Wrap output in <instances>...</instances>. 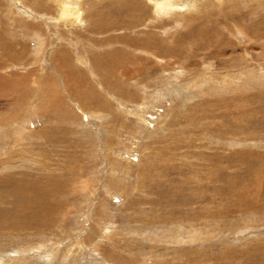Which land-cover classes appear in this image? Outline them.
Returning <instances> with one entry per match:
<instances>
[{
    "label": "rangeland",
    "instance_id": "obj_1",
    "mask_svg": "<svg viewBox=\"0 0 264 264\" xmlns=\"http://www.w3.org/2000/svg\"><path fill=\"white\" fill-rule=\"evenodd\" d=\"M59 1L0 0V264H264V0Z\"/></svg>",
    "mask_w": 264,
    "mask_h": 264
},
{
    "label": "bare ground",
    "instance_id": "obj_2",
    "mask_svg": "<svg viewBox=\"0 0 264 264\" xmlns=\"http://www.w3.org/2000/svg\"><path fill=\"white\" fill-rule=\"evenodd\" d=\"M61 1V0H60ZM59 1V2H60ZM193 1V0H192ZM71 2V1H70ZM77 3V2H76ZM162 3V2H161ZM165 3V2H164ZM193 3V2H192ZM67 4H68V0H67ZM71 6H73V3H72V5H63V7H64V9H63V12L64 13H62L64 16H70V15H73V10L72 9H74V8H72ZM195 6H196V4H195ZM61 9V8H60ZM159 9V8H158ZM166 9V8H165ZM171 9V8H170ZM198 9V8H197ZM78 10V9H77ZM76 10V11H77ZM80 11V10H79ZM165 11V10H164ZM167 11V10H166ZM168 12V11H167ZM76 14V13H75ZM77 16H78V14H77ZM76 19H77V17H75ZM80 18V17H79ZM71 19V18H70ZM72 21V20H71ZM166 61V60H165ZM132 74V73H131ZM128 76H130V75H128ZM36 95H34V93L32 92V97H34V98H36L35 97ZM148 99V98H147ZM33 102H35V100H33ZM31 105V104H30ZM34 106V103H32V107ZM15 155V154H14ZM7 158V157H6ZM55 159V158H54ZM15 190V189H14ZM16 191V190H15ZM32 191V190H31ZM36 193V192H35ZM60 211V210H59ZM164 256V255H163Z\"/></svg>",
    "mask_w": 264,
    "mask_h": 264
}]
</instances>
